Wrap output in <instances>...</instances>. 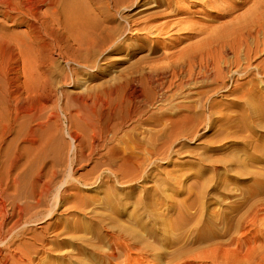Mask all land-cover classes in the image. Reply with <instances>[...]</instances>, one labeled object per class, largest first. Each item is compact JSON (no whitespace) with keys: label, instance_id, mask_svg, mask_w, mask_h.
Listing matches in <instances>:
<instances>
[{"label":"rangeland","instance_id":"obj_1","mask_svg":"<svg viewBox=\"0 0 264 264\" xmlns=\"http://www.w3.org/2000/svg\"><path fill=\"white\" fill-rule=\"evenodd\" d=\"M36 1L42 14L31 32L26 18L14 24L0 11V21L15 35L31 33L35 38L28 36L30 44L27 38L25 44L14 36L0 35V80L15 81L19 95L31 107L34 134L48 142L44 153L39 150L35 157L25 155L24 142H16L22 160L33 159L30 167L21 166L18 171L22 176L32 171V181L38 185L44 182L49 190L31 212H53L43 223L29 227L51 221L57 223V229L48 226L47 233L37 231L39 236H45L50 245L57 241L65 244L71 236L67 229L85 224L88 231L77 230L73 236L105 250V238L99 242L96 236H106L108 226H130L143 234L139 224L132 223L136 215L160 239L148 240L162 246V229L154 225L155 214L170 219L179 208L188 213H223L230 206L244 210L264 200V77L248 75L237 80L241 88L252 89L256 98L227 91L212 94L211 99L222 109L213 110L209 115L213 124L209 125L208 115L200 109L203 95L199 93L208 83L198 80L163 98L151 102L143 99L157 88L142 84L138 77L152 60L162 57L161 51L150 48L151 42H161L156 44L161 48L162 41L163 46L170 45L182 32L170 33L171 38L167 37L170 34L153 38L142 29L163 20L147 19L146 14L157 10L154 2L122 0L116 7L115 0H86L96 22V51L88 52L78 46L79 33L67 30L63 14L50 13L48 0ZM129 1L137 3L128 6ZM251 4L235 14L244 13ZM0 10L4 9L0 6ZM101 27L113 29L109 41L98 35ZM12 41L15 46L9 44ZM135 96L143 111L130 117L125 106L131 105ZM117 100L124 106L121 110L115 107ZM39 105H45L46 110L39 113L35 110ZM182 115L190 119L179 126L170 124ZM25 119L22 116L15 127L21 128V134L26 133ZM122 119L124 124L116 134L107 132ZM12 137L6 134L1 160L9 159L14 150L15 144H9ZM111 149L127 154L131 161L124 164ZM115 170L116 174L112 173ZM38 171L42 175H37ZM60 183L64 196L57 201ZM27 190L22 188L21 195ZM196 192L203 194L200 208L178 206L194 199ZM173 202L176 205L172 207ZM236 220L233 228L237 227ZM176 227L172 221L165 230L174 232L182 244L192 230L181 234ZM46 255L43 252L34 257L33 264H40L39 258Z\"/></svg>","mask_w":264,"mask_h":264},{"label":"bare ground","instance_id":"obj_2","mask_svg":"<svg viewBox=\"0 0 264 264\" xmlns=\"http://www.w3.org/2000/svg\"><path fill=\"white\" fill-rule=\"evenodd\" d=\"M48 2L50 7L48 11L53 15L63 14L67 30L79 33L78 46L81 45L88 52H95L96 22L91 17L87 1L48 0ZM120 2L122 0H115L116 7L120 6ZM142 2L155 3L154 7L157 10L146 14L148 20L163 19L142 28L153 38L180 30L183 32H179L178 41H172L170 45L163 46L162 41L161 48L156 45L161 42H151L150 48L153 52L161 51L162 57L152 60L138 77L142 84L157 88L152 95L143 97L146 102H151L156 97L163 98L168 92L182 89L191 82L199 80L208 83L206 90L199 91L203 95L200 109L203 114L208 115V123L212 125L209 115L213 110L217 112L222 109L219 102L211 99L212 94L227 91L234 95L241 94L246 97L252 95L256 98L252 89L241 88L237 80L248 75L264 77V0H142ZM135 3L137 2L129 1L127 5ZM248 3L252 4L244 13L235 14ZM0 6L4 9L0 10L3 11V14L1 13L3 18L15 22L14 24L24 22L23 19L26 18L29 32L34 31L36 23L41 20L42 12L36 7V0H3L0 1ZM13 13L17 15H11ZM222 19L225 21H221ZM112 31L113 29L101 27L98 35L103 37L102 40L109 41ZM0 35L14 36L25 44V38L28 36L35 40L31 33L16 36L1 21ZM171 36L170 34L167 37ZM9 44L16 45L14 41ZM27 44H30L28 38ZM260 55L263 57L255 62ZM155 61L160 62L154 63ZM137 98L135 96L132 104L125 106L127 112H130V117L131 113L142 114L143 110ZM24 99L26 98L19 95L15 81L0 80L2 129L0 153L6 134H13L9 144H15L9 159L0 158V264H33L34 257L43 252L47 255L39 258L40 264H264V200L256 204L253 202L244 210L230 206L229 210L223 213L214 211L209 214L199 211L188 213L179 208L174 218L169 219L155 214L154 225L162 229L164 239L162 246L165 245V248L148 240L149 237L153 240L160 239H157L155 233H152V228L147 227L136 215L137 220L132 223L139 224L143 234L130 226H108L109 230H105L106 236H96L99 242L105 238V250L80 236H73L77 230L88 231L85 224L69 227L67 231L71 236L65 244L63 241H57L56 244L50 245V241L45 236H39L37 231L47 233L48 226L57 229L56 222L48 221L44 226L29 227L43 223L53 212V210L45 213L31 212L48 196V187L44 182L40 185L33 182L32 171H26L25 176L18 171L21 166L30 167L33 159L22 160L21 148L16 144L17 141L25 143L24 151L28 157H35L39 150L44 153L42 150H46L48 144L46 140H39L34 134L30 125L34 117L29 114L31 107ZM115 107L121 110L124 106L117 100ZM35 110L42 113L46 106H36ZM22 116L28 119H25L28 122L26 133L23 134L21 128H15ZM182 116L172 119L170 124L179 126L180 122L190 119L186 115ZM218 117L222 118V114H218ZM123 121L124 119L118 121L116 125L108 128L107 132L112 131V135L116 134L123 126ZM111 152L120 157L124 164L131 161L130 156L117 149H111ZM112 173L116 174V170ZM37 175H42V171H38ZM203 184L204 182L201 183V188L204 187ZM25 186L28 190L26 195L22 196L21 190ZM63 196V183H60L57 201L62 200ZM202 197V193L196 192L194 199L177 205L184 208H200ZM175 205L174 202L171 204L172 207ZM235 220L237 227L233 228ZM172 221L177 225L175 231L181 234L192 230L191 237L185 239L182 244L180 237L172 235L174 232L169 234L165 230ZM172 248L173 251H169Z\"/></svg>","mask_w":264,"mask_h":264}]
</instances>
